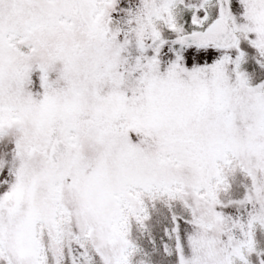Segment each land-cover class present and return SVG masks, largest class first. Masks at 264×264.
<instances>
[{
    "label": "snow or ice",
    "instance_id": "snow-or-ice-1",
    "mask_svg": "<svg viewBox=\"0 0 264 264\" xmlns=\"http://www.w3.org/2000/svg\"><path fill=\"white\" fill-rule=\"evenodd\" d=\"M0 264H264V0H0Z\"/></svg>",
    "mask_w": 264,
    "mask_h": 264
}]
</instances>
